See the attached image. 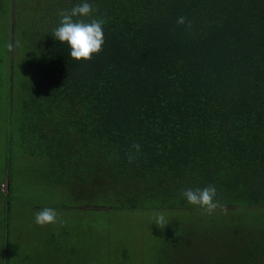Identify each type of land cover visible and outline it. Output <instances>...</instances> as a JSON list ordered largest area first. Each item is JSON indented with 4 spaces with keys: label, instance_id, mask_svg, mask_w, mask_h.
Masks as SVG:
<instances>
[{
    "label": "trees",
    "instance_id": "trees-1",
    "mask_svg": "<svg viewBox=\"0 0 264 264\" xmlns=\"http://www.w3.org/2000/svg\"><path fill=\"white\" fill-rule=\"evenodd\" d=\"M82 2L0 0V264H264V0H88L77 61L53 33ZM21 161L61 214L18 248ZM209 185L211 215L183 196ZM145 212L170 223L143 263L112 216Z\"/></svg>",
    "mask_w": 264,
    "mask_h": 264
},
{
    "label": "rangeland",
    "instance_id": "rangeland-1",
    "mask_svg": "<svg viewBox=\"0 0 264 264\" xmlns=\"http://www.w3.org/2000/svg\"><path fill=\"white\" fill-rule=\"evenodd\" d=\"M21 173L19 174L18 186L14 188L16 194V204L14 203L11 211L10 231L12 244L18 248L25 244L34 245L35 241L43 240L44 234L49 233L55 224H47L44 226L37 225L34 220V213L42 207H53L59 202L57 194L51 193V188L39 180H32L28 167L25 163L19 162ZM0 190L3 194L7 192V185L4 182ZM56 210L57 217L61 214ZM152 213H127L124 216H112L114 226L118 231H122L124 240L131 249L135 259L140 255L146 260V256L150 254L151 247L155 241L152 233L160 229L154 223L155 217ZM79 217H82L79 216ZM58 220V218H57ZM150 221V223H149ZM83 220L77 222V227H82ZM122 239V237H121ZM24 253L19 252L18 256L22 257ZM139 261V260H138ZM137 261V262H138ZM142 264V259H141Z\"/></svg>",
    "mask_w": 264,
    "mask_h": 264
},
{
    "label": "clouds",
    "instance_id": "clouds-1",
    "mask_svg": "<svg viewBox=\"0 0 264 264\" xmlns=\"http://www.w3.org/2000/svg\"><path fill=\"white\" fill-rule=\"evenodd\" d=\"M92 11L91 3L88 0H83L82 3L76 4L70 11L61 15L60 23L53 33L55 39L61 43H67L70 48V57L77 61L91 59L94 54H98L102 50L104 44L103 26L105 21L103 19H93L90 22L74 19V17H87ZM177 23L185 24V17H179ZM188 23L190 26V22ZM183 196L188 204L200 207L209 215L217 208L222 207L216 199L217 189L214 185L187 189ZM57 218L56 210L50 207L36 210L34 213L35 223L40 226L55 224ZM169 223L166 216L160 213L156 215L153 224L163 229Z\"/></svg>",
    "mask_w": 264,
    "mask_h": 264
}]
</instances>
